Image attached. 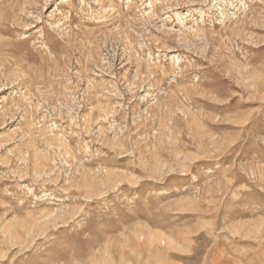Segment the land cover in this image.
Returning <instances> with one entry per match:
<instances>
[{"label": "rangeland", "instance_id": "1", "mask_svg": "<svg viewBox=\"0 0 264 264\" xmlns=\"http://www.w3.org/2000/svg\"><path fill=\"white\" fill-rule=\"evenodd\" d=\"M264 264V0H0V264Z\"/></svg>", "mask_w": 264, "mask_h": 264}, {"label": "crops", "instance_id": "2", "mask_svg": "<svg viewBox=\"0 0 264 264\" xmlns=\"http://www.w3.org/2000/svg\"><path fill=\"white\" fill-rule=\"evenodd\" d=\"M190 263H192V264H201L200 261L193 260V259L190 260ZM210 263H212V262L211 261H206L205 262V264H210ZM132 264H137V263L134 262ZM226 264H244V261L241 258L228 256V257H226Z\"/></svg>", "mask_w": 264, "mask_h": 264}]
</instances>
